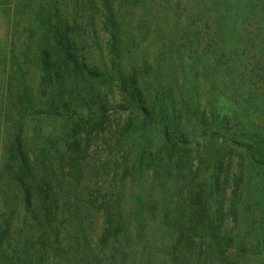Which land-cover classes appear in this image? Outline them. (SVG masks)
I'll use <instances>...</instances> for the list:
<instances>
[{
    "label": "rangeland",
    "instance_id": "1",
    "mask_svg": "<svg viewBox=\"0 0 264 264\" xmlns=\"http://www.w3.org/2000/svg\"><path fill=\"white\" fill-rule=\"evenodd\" d=\"M150 1L158 5L153 12L145 0L124 2L115 56L99 0H0V224L12 211L0 264H264V253L251 250L198 260L192 247L178 244L177 230L212 223L247 248L264 240V165L241 159L224 149L225 138L204 137L202 123L188 121L192 106L215 102L231 116L228 126L236 130L229 138L254 128L264 133V50L232 47L242 54L240 74L231 86L219 76L215 87L201 62L198 76L189 73V61L181 64L189 45L164 41L181 27L177 12ZM68 46L86 66L61 65L66 87L45 88L41 51L57 62ZM133 77L142 93H134ZM141 99L153 105L151 117ZM73 117L86 123L78 147L69 145ZM169 121L195 126V138L170 147L162 128ZM14 133L33 167L29 212L3 172ZM108 223L121 232L107 236Z\"/></svg>",
    "mask_w": 264,
    "mask_h": 264
},
{
    "label": "trees",
    "instance_id": "2",
    "mask_svg": "<svg viewBox=\"0 0 264 264\" xmlns=\"http://www.w3.org/2000/svg\"><path fill=\"white\" fill-rule=\"evenodd\" d=\"M101 2V26L107 31V39H105L106 45L109 46V53L117 55L119 51V45L121 42L120 26L122 23V15L119 13L124 2L127 0H99ZM123 1V2H122ZM133 2V1H132ZM131 2V3H132ZM149 6V11L153 12L154 7H157V3L150 0H145ZM161 0L159 6L164 7V10H173L177 12L175 17V23L178 27V23L181 26L177 30L175 27L169 29L173 31L176 36H165L164 41L168 45L178 43L185 47L189 45L193 50L181 57V64L184 65V61H189V64H193L189 73L198 76L196 69L199 67L196 65L198 62L202 64V73L210 75L212 84L217 87L218 81H221L219 76L223 79L231 82L235 77L239 76L238 62L242 58V54L237 55L232 52V47L237 49H245L246 46L260 47V50H264V0ZM138 0H135L134 5H138ZM192 7V9H191ZM99 8V6H98ZM206 14H204V13ZM196 15V17H194ZM56 29H58L56 27ZM67 33V32H66ZM262 34V37H260ZM62 35V34H61ZM60 35V36H61ZM68 38V36H67ZM64 37L59 38V43L63 42ZM259 44V46H257ZM70 46L67 47L66 53H63L57 62H54L50 57L47 49L41 51V65L45 71V88L50 90H60L66 87L64 82V76L59 69L61 65H65L73 62V66L77 69H82L86 66L84 62V56L77 57L70 51ZM249 49V48H248ZM234 51V50H233ZM196 52V54H195ZM259 54V58H260ZM262 57V56H261ZM73 58V59H71ZM200 59V61H199ZM114 63V61H111ZM258 62V61H257ZM58 65V68L54 69ZM199 69V70H201ZM89 73L96 77H100L103 73L96 69H89ZM185 68L183 71H186ZM197 72V73H196ZM121 81L124 77H120ZM125 81V80H124ZM122 81V82H124ZM126 82V81H125ZM123 84V83H122ZM133 89L134 93H142L145 87L139 85L138 81L133 77ZM226 85L228 92L232 91V87ZM126 88V85L123 84ZM138 87L142 90H138ZM146 92H149L147 90ZM243 93V90L240 91ZM145 93V92H144ZM141 98V97H140ZM142 111L147 116L151 117L153 108L149 101H142ZM210 107L208 109V104ZM205 106H201L200 102L195 104L191 113L194 114L189 117V122L194 121L195 125L202 123V136L210 137L212 140H216L218 137L225 138L228 142L229 150L233 153L239 154L241 159L248 158L250 163L264 165V133L259 129H248V132H244L240 139L227 136V132L230 130H236L228 126L231 116L227 112L221 111L217 103L209 102ZM241 108L242 105L237 104ZM174 105H172L173 107ZM235 107V105H233ZM65 109L69 108L67 106ZM219 108V109H218ZM105 109V108H104ZM237 108L235 107V111ZM190 114L189 111L185 112ZM75 118V117H73ZM103 119L99 122L102 123ZM85 121L81 118H75V121L71 124L69 137L71 141L69 145L71 147H78L79 140L77 135L84 130ZM171 122L164 124L163 133L166 141H169L170 147H177L179 143L187 144L191 142L192 138H195L193 131L195 126L191 129L185 130L178 127H171ZM192 125V124H191ZM223 132V133H221ZM225 134V135H224ZM171 135H175L171 137ZM208 135V136H207ZM224 135V136H223ZM195 144L199 145V139L197 136ZM206 149V148H205ZM6 162L4 164L3 172L9 173V177L12 181L13 187L17 188L22 195V202L26 211H32L33 203V191L29 185L28 179L31 177L33 167L31 166V159L27 152L24 151L21 138L18 134H13V140L5 146ZM1 178V176H0ZM46 184V183H45ZM49 184V183H48ZM42 192L47 196V190L43 188ZM12 214V211H11ZM11 214L5 217L3 214V221L0 224V246L4 243V238L8 235L9 225L11 224ZM116 215L115 211L108 216ZM4 225V226H2ZM179 234L178 244H184L185 247L191 248V251L197 255L198 260L207 259L210 256L218 257L220 261L227 260L228 253H240L244 250L257 251L259 254L264 253V240H253L248 243L250 246L245 247L246 243L239 242L232 237H226L222 230V227L212 223H190L177 225ZM121 232L120 224L108 223L106 227V235L119 234ZM228 233V232H227ZM178 245V246H179ZM242 245V247H240ZM176 246V244H175Z\"/></svg>",
    "mask_w": 264,
    "mask_h": 264
}]
</instances>
